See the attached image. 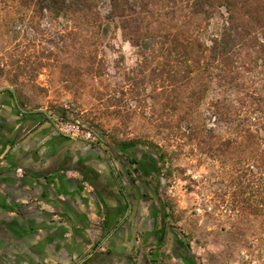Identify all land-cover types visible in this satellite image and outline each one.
Segmentation results:
<instances>
[{"label":"rangeland","instance_id":"1","mask_svg":"<svg viewBox=\"0 0 264 264\" xmlns=\"http://www.w3.org/2000/svg\"><path fill=\"white\" fill-rule=\"evenodd\" d=\"M135 1L119 0L112 10L101 0L99 10L68 17L51 7L57 0H0V87H12L25 108L55 126L78 123L111 150L135 143L153 154L169 221L198 264H264V141L238 133L249 109L251 116L264 109V47L241 48L233 85L216 69L189 78L187 64L165 51L172 36L209 45L220 9H200L196 0ZM125 17L136 39L123 29ZM217 106L228 114L217 127L210 121L216 136H192L194 112L209 116ZM252 123L256 129L264 120Z\"/></svg>","mask_w":264,"mask_h":264},{"label":"crops","instance_id":"2","mask_svg":"<svg viewBox=\"0 0 264 264\" xmlns=\"http://www.w3.org/2000/svg\"><path fill=\"white\" fill-rule=\"evenodd\" d=\"M142 149L137 169L126 148L67 137L0 87V264H198Z\"/></svg>","mask_w":264,"mask_h":264},{"label":"trees","instance_id":"3","mask_svg":"<svg viewBox=\"0 0 264 264\" xmlns=\"http://www.w3.org/2000/svg\"><path fill=\"white\" fill-rule=\"evenodd\" d=\"M57 1H59L58 4L55 6L52 4L51 7L58 8L59 13L61 11L62 15L69 17L71 13H76L75 11L94 12L99 10V1L101 0ZM106 1H109L112 10L115 4L119 2V0ZM196 6L200 9H204V7L220 9L223 16V22L218 29V33L211 39L209 45L206 42H200L199 40H197V44L194 43V45L193 42H189V44L175 43L174 41H179V37L172 36V46L168 47V49L165 48V54L174 55L180 61L187 64V72L189 73L187 76L189 78H191L197 71L201 72L207 70L212 73L217 70L219 76L227 80L228 84L233 85L237 81L236 74L239 70L237 66V56L241 48L247 43L264 47V0H196ZM120 21L121 24L124 25H122L123 29L128 30V34H130L131 38L135 37L133 39H136L139 37V34H132V28L129 26L130 21L128 17L120 18ZM101 27L104 31V35H108L110 30L108 17L101 21ZM17 96L19 99L18 94ZM218 100L220 101V99ZM19 103L23 106L20 99ZM217 107L218 112L212 113L209 116L204 115L203 113L201 114L199 110L194 112L197 125L192 126L189 122L187 128L192 131V136L199 135L197 134L198 132H201V134L204 133L216 136V128H214V124L210 125V121L215 118L217 121L215 127H217L228 114L227 111L225 112V110H223V107ZM248 111L249 114L246 112V115L243 116L244 118L241 119V127L238 133L241 137L246 136L249 140H253L257 145H260V143L264 141V125L253 129L252 121L253 118L264 120V109L260 108L259 112L253 116H251L250 113H253L252 111H254V109H249ZM245 119H249L251 123H246ZM131 144L134 143L126 145ZM164 211H166L165 204Z\"/></svg>","mask_w":264,"mask_h":264},{"label":"built area","instance_id":"4","mask_svg":"<svg viewBox=\"0 0 264 264\" xmlns=\"http://www.w3.org/2000/svg\"><path fill=\"white\" fill-rule=\"evenodd\" d=\"M56 128L61 134L72 139L99 143L98 137L92 132V130L86 129L78 123L61 121V123H56ZM18 172L22 174L23 169L19 168ZM99 249H101V251L106 250L103 245L100 246Z\"/></svg>","mask_w":264,"mask_h":264},{"label":"flooded vegetation","instance_id":"5","mask_svg":"<svg viewBox=\"0 0 264 264\" xmlns=\"http://www.w3.org/2000/svg\"><path fill=\"white\" fill-rule=\"evenodd\" d=\"M126 150L129 151V154H128L129 155V162H130V165L132 167H134V168L140 167V168H144V169H146V166L149 167L148 166V165H150L149 160L144 162L142 157L140 156V154L143 152L142 146L134 143L131 145H127ZM160 176L161 177L159 178V183L163 187L164 178L162 177L161 173H160ZM159 196L161 197L160 194H159Z\"/></svg>","mask_w":264,"mask_h":264}]
</instances>
